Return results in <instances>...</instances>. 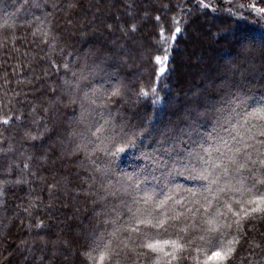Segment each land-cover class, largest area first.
<instances>
[{"label": "trees", "instance_id": "obj_1", "mask_svg": "<svg viewBox=\"0 0 264 264\" xmlns=\"http://www.w3.org/2000/svg\"><path fill=\"white\" fill-rule=\"evenodd\" d=\"M172 1L162 10L151 4L146 9L145 0H116L112 8L108 5V15L104 6L111 0H0V24L7 20L13 25L0 28V180L8 181L0 185V264H152L144 257H126L127 249L111 260L100 262L95 252L91 255L97 260L89 259L101 234L111 232L105 219L118 203L100 200L101 184L92 180L95 167L109 164L114 183L135 174L142 187L157 192L177 185L198 188L199 181L185 176L165 178L176 158L165 149L187 151L212 131L216 110L227 109L236 94L246 96L250 106L264 104V49L256 45L242 51L234 39L241 33L260 37L264 24L247 11L243 19L229 15L225 2L205 9L195 0ZM200 17L215 19L208 37L223 44L208 45L198 67H183L181 48L188 56L194 42L190 29L199 24L206 32ZM222 28L229 33L220 34ZM52 37L54 50L49 47ZM65 62L77 72L85 65L99 66L89 89L121 86V96L109 102L98 95L96 104L85 102V107L94 109V121L106 120L121 135L135 136L133 150L153 153L161 161L155 171L135 151L114 163L97 153L95 164L82 152L73 154L80 137L71 135L72 122L80 105L69 102L64 80L72 74ZM141 89L149 95L140 96ZM175 93L184 94L172 108ZM26 132L39 138L32 140ZM253 215L243 221L240 244L226 261L212 256L216 248L197 240L199 251L191 247L185 259L172 264H264V214Z\"/></svg>", "mask_w": 264, "mask_h": 264}, {"label": "snow or ice", "instance_id": "obj_2", "mask_svg": "<svg viewBox=\"0 0 264 264\" xmlns=\"http://www.w3.org/2000/svg\"><path fill=\"white\" fill-rule=\"evenodd\" d=\"M228 2L229 15L239 14L243 19V12L252 10L260 20H264V7H258L256 3L235 4L236 10L233 11L232 0ZM200 7L207 9L209 4L200 0ZM5 27L13 25L5 20L0 28ZM180 31V27L175 28V32ZM45 35L48 33L45 32ZM160 38L162 43L168 42L163 29ZM55 39L52 37V43L44 42L54 50ZM234 39L242 51L255 48L257 40L264 49V35L256 37L241 33ZM155 59L162 63L160 56ZM163 59L166 60L167 56ZM63 67L71 71L67 62ZM98 67L87 69L85 65L87 70L71 71L72 79L64 80L69 102L76 104L79 101L80 105L72 122L71 135L80 137L73 154L82 152L87 160L95 164L92 158L102 153L114 163L129 148L136 147V139L135 136L121 135L106 120L104 123L94 121V109L85 107V102L96 104L98 95H103L109 102L113 97L122 95L120 85L114 86L111 91L95 87L89 89L88 84ZM160 71L163 72L164 68ZM152 92L154 94L155 89ZM148 95L141 89L140 96ZM227 104V109L221 107L216 110L218 114L213 117L212 131L199 141H193V146L187 151H177L175 146L165 149L169 156L176 157L165 178L185 176L186 179L199 181L198 188L177 185L168 192H157L142 187L143 181L135 174H124L123 179L114 183L111 177L115 172L109 164L95 167L92 180H99L101 184L103 195L100 200L112 198L118 203L112 208L113 215L105 219L106 224L112 225L111 232L107 233V237L101 234L88 254L89 259L97 260L91 255L95 252L100 262L106 258L111 260L127 249L126 257L130 254L137 259L144 257L151 260L152 264H172L174 260L185 259L183 254L191 247L199 251L197 240L216 248L212 256L222 262L235 253L240 244L243 221L255 218L253 214H264V104L250 106L247 97L240 94L230 98ZM3 123L8 124L9 121L5 119ZM25 134L32 140L39 138L30 132ZM142 158L153 165V171L161 163L153 153H142ZM23 167L27 169L29 165L25 163ZM7 182V179L0 180V185ZM15 182L21 181L18 179Z\"/></svg>", "mask_w": 264, "mask_h": 264}, {"label": "rangeland", "instance_id": "obj_3", "mask_svg": "<svg viewBox=\"0 0 264 264\" xmlns=\"http://www.w3.org/2000/svg\"><path fill=\"white\" fill-rule=\"evenodd\" d=\"M113 1L112 5L110 2H107V4L104 6L105 8V11H107V14L109 15L111 12H110V9L108 8V5L111 6H114V2L116 0H111ZM126 1H130V0H126ZM177 1L179 4L181 3L182 0H175ZM196 2L200 3V0H195ZM146 2V9H148V4H151L152 6H158L159 8H161L162 10H165L167 8L166 5H171L173 4L174 1L172 0H145ZM204 2L206 4H212L214 2H225L226 4V8H229L230 7V4L228 2V0H204ZM256 3L258 7H264V2H261V0H232V8H233V11L236 10L234 5L235 4H238V3ZM98 4V3H97ZM248 13H250V15H253L254 16V19L257 20V22H261L264 24V20H260L259 17H257L256 13L252 10H247ZM134 16V15H133ZM142 18H139V20L142 22L145 21V15L141 16ZM144 17V18H143ZM200 23H202V29H204L206 32H203L198 26L196 27V25H199V24H195V26L193 28L190 29V36L191 38L194 40L193 44H192V47H191V52L188 54L187 56V53L185 52L184 49L181 48V63H182V66L183 67H186V66H189V64L192 66V67H198L202 62H201V58H202V54H204L205 50H206V47L209 45H218V44H223L222 42L220 43H214L213 41L211 42L209 37H208V34L211 32L210 29L211 28H214L216 25V21L213 17H200ZM122 30V29H121ZM222 31L220 32V34H228V28L225 30V29H221ZM122 36L124 38H127L126 37V34H124L123 30H122ZM227 37L231 38L230 35H228ZM259 47H261L260 43H259V40H257V44ZM190 66V67H191ZM3 80V79H2ZM5 84V82H3ZM3 83L1 81V84L3 86ZM184 94V93H183ZM182 93H175L172 97H171V100H170V106L173 108H175V106L177 105V99L180 98V96L183 95ZM154 102L156 105H159V100H158V96L155 98L154 97ZM125 117V121L128 119L127 115H123ZM166 118H168V116H166ZM124 121V122H125ZM123 122V123H124ZM154 130V127L152 125V128ZM197 129V127H196ZM151 131V130H150ZM179 137V140L182 142L183 140L181 139L180 135H178ZM138 141H140L138 139ZM146 141V140H145ZM135 147L133 148H129L124 154H121V156L119 158H121L120 160H123L124 157L131 151V153H133L135 150H133ZM133 151V152H132ZM136 152V157L139 158L141 155V151L138 152V151H135ZM143 166L140 164L138 166L139 169H141ZM6 239V238H5ZM7 241V240H6ZM4 256V254L2 255Z\"/></svg>", "mask_w": 264, "mask_h": 264}]
</instances>
